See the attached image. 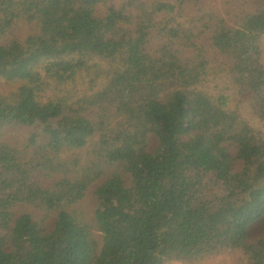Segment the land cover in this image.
I'll return each instance as SVG.
<instances>
[{
	"label": "trees",
	"instance_id": "trees-1",
	"mask_svg": "<svg viewBox=\"0 0 264 264\" xmlns=\"http://www.w3.org/2000/svg\"><path fill=\"white\" fill-rule=\"evenodd\" d=\"M263 40L264 0H0V264H264Z\"/></svg>",
	"mask_w": 264,
	"mask_h": 264
},
{
	"label": "rangeland",
	"instance_id": "rangeland-1",
	"mask_svg": "<svg viewBox=\"0 0 264 264\" xmlns=\"http://www.w3.org/2000/svg\"><path fill=\"white\" fill-rule=\"evenodd\" d=\"M261 61L264 63V40L261 45ZM151 143L153 146L156 145L155 138H151ZM252 231L250 233L251 237L257 238L264 232V217L258 221L256 224L252 225ZM246 259L245 253L240 248H230L228 250H223L213 256L198 259L194 264H242ZM171 264H183L180 262Z\"/></svg>",
	"mask_w": 264,
	"mask_h": 264
}]
</instances>
